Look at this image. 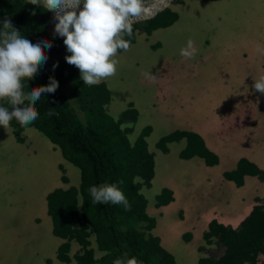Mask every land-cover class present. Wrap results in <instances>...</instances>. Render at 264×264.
<instances>
[{
    "label": "trees",
    "instance_id": "16d2710c",
    "mask_svg": "<svg viewBox=\"0 0 264 264\" xmlns=\"http://www.w3.org/2000/svg\"><path fill=\"white\" fill-rule=\"evenodd\" d=\"M182 1L173 0L175 4ZM6 17L11 19L22 36L33 43L41 41L42 47L44 42L51 43L50 49L44 48L47 61L40 66L34 78H24V91L47 85L49 77H54L59 86L54 93H44L36 102L38 119L27 127L38 130L79 173L77 187L55 188L45 195L51 234L64 240L56 247L55 258L70 262L69 241L73 240L80 245V250L73 255L74 264H112L124 252L143 261V264H176L174 256L150 233L154 217L145 214L146 199L140 191L142 186H150L153 176V154L147 150L145 141L151 127H142L135 139L129 142L127 135L132 132L131 125L136 121V109L128 102L127 109L121 111L117 118L113 119L106 113L111 97L109 89L102 81L95 85L83 83L79 69L65 60L71 53L67 51L64 39L45 34L47 11L41 4L33 5L28 0H0V22ZM177 18L172 8L159 9L133 23V35L131 38L125 36V39H130L131 45L137 35L147 36L157 28L170 26ZM65 82H68L65 87H69L74 97L71 100L84 111V119L76 114L65 95L61 87ZM0 106L11 107L7 100H0ZM49 111L55 114L49 116ZM27 127H22L15 119L10 122L11 133L17 143L25 141L22 133ZM180 139L184 140V145L177 153L178 158L199 157L206 166L217 163L216 154L206 148L201 136L194 131L172 130L160 136L154 146L165 153L168 143ZM58 168L63 171L61 165ZM244 175L264 181V170L242 157L233 169L222 172L223 179L236 187L242 185ZM60 180L67 183L68 178L61 174ZM102 183L117 184L131 205L130 210H125L122 204H94L89 189ZM153 198L155 206L166 205L173 200L172 192L165 187ZM254 201L249 214L235 228L215 220L207 223L202 238L205 243L215 240L222 253L217 258L199 257L197 264H256L257 256L264 255V197H255ZM90 233L95 235L97 249L104 251L98 259L93 258L94 251L89 247ZM182 238L187 241L190 233H182ZM46 261L50 262L49 259Z\"/></svg>",
    "mask_w": 264,
    "mask_h": 264
},
{
    "label": "rangeland",
    "instance_id": "374dc122",
    "mask_svg": "<svg viewBox=\"0 0 264 264\" xmlns=\"http://www.w3.org/2000/svg\"><path fill=\"white\" fill-rule=\"evenodd\" d=\"M42 3L43 0H41L43 6ZM143 4L144 17H149L164 7H170L177 13L178 18L170 26L157 28L147 36L144 34L137 35L135 42L130 45L128 51L117 52L116 58L119 60V64L116 74L102 80V82L110 91L111 100L106 106V113L113 119L117 118L121 111L127 109L129 101L137 110L136 121L131 125L132 132L127 135L129 142L135 139L142 127L145 125L151 127L145 141L147 150L155 153L154 162L155 169H157L164 159V156L158 153L161 151L154 146L157 139L174 129H184V125L195 121L190 116L193 101L189 100L190 92L188 90L189 80L193 77V69L195 67L205 68L214 61V58L224 54L222 50L225 49L248 50L256 48L257 44L264 46V0H183L181 4H175L173 0H143ZM46 11L45 34L64 39L55 33V24L57 23L55 10L46 9ZM189 38L194 41V46L197 49L194 57L196 60L192 65L181 64L184 62V57L179 55L180 50L186 46ZM206 50L211 51L214 58H204ZM245 52L247 54V51ZM147 72L155 75L156 79L146 78L143 74ZM67 84L68 82L62 83L61 87L76 114L84 119V111L78 108L74 100H71L74 97L70 94L69 87H65ZM72 86L75 87L74 84ZM234 100L232 97L228 103L232 104ZM30 130L39 134V145L42 147V150L38 147L35 155L31 157L43 161L41 154L46 151V145L49 144L48 151L52 156L57 153V157H60L61 160L50 158L48 155L44 161L52 164L55 170L52 171L57 178L61 174L71 175L72 182L62 187L77 186L79 182L77 168L64 160L60 156L58 148L49 143L48 139L37 130L31 127ZM3 137L0 130V161L5 160L6 167L5 169L0 168V245L8 244L10 247L6 251L0 250V264H20L23 260H26L27 264H43L42 258L39 259L38 256H34V258H23L24 256L11 258L13 249L22 243L20 239L28 241L27 239L30 240V237L36 235L35 230H30L29 224L31 222L37 226L39 223L32 222L34 217L30 221L31 216L28 220L24 219V216L34 215L35 201H37L36 208L38 210L36 214L39 216L35 221L41 222L42 220L47 224L46 219H44L46 215H44L41 195L48 188L42 183V174L37 165L35 168H31L22 161L27 160L26 158L17 157L12 134H9L10 139L7 143ZM178 141H174L170 146L171 158L173 159L177 158V154H173L174 149L183 144V141ZM167 160L169 159H166L163 165L164 170H167L165 174L174 172L173 168H168L169 161ZM58 165L62 166L63 171L59 170ZM184 166L185 161H180L175 167V173L183 171ZM169 175L174 179V175ZM60 183L62 182L59 180ZM157 183L159 185L158 178L153 182L150 180V186H142L140 191L149 202L152 210L162 211L157 210L158 208L154 205L153 196L156 194L154 191L158 188ZM198 201L201 203V199ZM180 205H183V202L175 207L177 211L180 210ZM183 209L187 208L184 206ZM176 214L174 212V217ZM248 214L249 212L243 218ZM152 215L155 224L162 225L165 222L162 212H154ZM159 215L161 219H159ZM140 226L143 227L142 224ZM34 241L36 242V239ZM42 241H40V245ZM214 242L215 240H211L204 243V245H209L206 249V256L217 258L221 255L222 248ZM166 243L164 240L161 246L169 250ZM25 245L23 242L22 246ZM73 247H75V243L72 241L70 252H76ZM54 248L48 254L52 258L50 264H74L73 259L65 263L54 258ZM198 251L202 252L203 247L198 248ZM206 256L200 255L199 257ZM194 257V252L190 248L177 250L174 254L176 264H196L191 263Z\"/></svg>",
    "mask_w": 264,
    "mask_h": 264
},
{
    "label": "crops",
    "instance_id": "0c3cea01",
    "mask_svg": "<svg viewBox=\"0 0 264 264\" xmlns=\"http://www.w3.org/2000/svg\"><path fill=\"white\" fill-rule=\"evenodd\" d=\"M222 51L224 54L214 58L213 53L206 50L204 58H214V61L205 68L195 67L193 69V77L189 80L188 90L190 92L189 100L193 101L190 116L195 121L189 122L183 127L199 134L206 148L216 154L218 162L213 166H206L199 157L173 159L170 146L174 142H171L167 145V152H158L164 156V159L155 169V153L151 152L153 154L151 182L156 178L159 180L158 188L154 192H159L163 187L168 188L172 192L173 200L166 205L159 206L158 210L162 211L152 210L147 203L145 210L148 215L153 216L154 212H162L165 220L162 225L154 222L150 232L158 237L160 245H163L166 240L169 250L166 248L165 250L173 256L177 250L192 249L195 257L192 258L191 263L196 264L200 255H207L206 249L209 245H204L202 233L206 230L210 220L234 228L249 212L255 203L254 198L264 197V181H260L256 176L244 175L242 185L236 187L231 181L223 179L221 175L223 171L233 169L236 161L241 157L249 160L258 168L264 169V94L255 91L252 87L253 78L264 74V54L258 53L256 48L248 50L229 48ZM183 60L184 62L181 64L192 65L196 58H183ZM232 97L235 100L230 104L228 101ZM132 107H134L133 104ZM0 130L5 143H7L10 139L11 128L6 130L0 126ZM22 134L25 137L23 143H17L14 140L15 154L17 157L26 158L27 160L22 161L29 167L35 168L37 165L42 174V183L48 188L41 195L44 215H46V193L55 188L65 189L67 186L65 188L62 186L72 182V178L70 174H67L68 182L59 184L60 176L57 178L52 171L54 170L52 164H48V161L44 160L48 155L58 161L61 158L57 157V153L52 156L48 151L49 144L46 145V151L41 154L43 159L39 158L43 161L32 158L31 156L35 155L38 147L42 150L39 145L40 136L33 133L30 127L25 128ZM179 141H183L182 147L184 140L180 139ZM181 147L175 148L173 154H177ZM166 159H169L167 160L169 161L168 168L174 169V172H168L174 175V179L168 173L165 174L167 170H164L163 165ZM180 161H185L184 170L176 174L175 167ZM0 168H6L5 160L0 161ZM198 199H201V203ZM181 202L183 205H180V210L177 211L175 207ZM34 205V215L24 216V219L28 220L31 216L30 221L34 217L32 222L39 223L37 226L31 222L29 224L30 230H35L36 235L30 237V240L27 239L28 241L20 239L22 243L13 249L11 258L38 256L39 259L42 258L43 264H50L51 262H45V258L52 261L48 254L62 239L59 238L58 241V237L55 239L51 236V224L47 215L44 217L47 224L42 220L41 222L35 221L39 217L36 214L38 211L37 201ZM184 206L187 209L184 210ZM174 212L177 213L175 217ZM159 219H161L160 215ZM184 232L190 233V238L187 241L182 238ZM41 240L43 241L40 245ZM88 240L89 247L94 251L95 259L100 258L104 251L97 249L94 233ZM23 242L26 244L24 247L22 246ZM73 242L75 243L74 250H80V245ZM71 246L72 242H70ZM9 247L8 244L0 245V250L6 251ZM200 247H203L202 252L198 251ZM68 254L72 255L71 252ZM20 264H27V261L23 260ZM256 264H264V255L257 256Z\"/></svg>",
    "mask_w": 264,
    "mask_h": 264
},
{
    "label": "clouds",
    "instance_id": "9594fccd",
    "mask_svg": "<svg viewBox=\"0 0 264 264\" xmlns=\"http://www.w3.org/2000/svg\"><path fill=\"white\" fill-rule=\"evenodd\" d=\"M28 2L33 5L41 4V0ZM42 4L48 10H55V33L64 38L63 43L71 53L65 60L79 69L80 78L85 85L98 84L116 74L118 50L128 51L130 48V39H125V36L131 38L133 23L145 18L143 0H43ZM0 24V100H7L11 106H0V126L7 130L10 122L15 119L22 127H27L38 119L36 102L44 93H54L59 86L54 77H49L50 83L47 85L31 88L30 92L24 91V78H34L40 66L47 61L44 48L50 49L51 43L44 42L43 47L41 41L33 43L21 35L10 18L6 17ZM256 51L264 54V46L257 44ZM196 53L194 41L189 38L186 46L181 48L180 55L185 59H193ZM143 75L151 80L156 79L150 72ZM253 81V89L264 94V74L253 78ZM54 114L52 111L48 112L49 116ZM89 192L94 204H122L125 210L131 208L123 191L115 183L93 185ZM147 203L149 204L146 200V205ZM146 205L144 212L147 215ZM92 235L90 233L89 237ZM57 240L59 241V237ZM63 241L62 239L58 245ZM72 241H69L68 252ZM58 245L54 248V258ZM71 253L70 261L75 252ZM112 264H143V261L124 252Z\"/></svg>",
    "mask_w": 264,
    "mask_h": 264
}]
</instances>
